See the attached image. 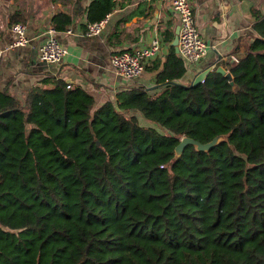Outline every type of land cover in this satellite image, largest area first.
<instances>
[{
    "label": "trees",
    "instance_id": "1",
    "mask_svg": "<svg viewBox=\"0 0 264 264\" xmlns=\"http://www.w3.org/2000/svg\"><path fill=\"white\" fill-rule=\"evenodd\" d=\"M115 4L90 0L86 22ZM252 12L255 35L227 62L230 78L218 61L179 81L186 66L170 45L155 86L95 106L60 75L22 99L0 88V264H264V12ZM71 22L51 16L55 30ZM220 133L174 157L181 136Z\"/></svg>",
    "mask_w": 264,
    "mask_h": 264
},
{
    "label": "crops",
    "instance_id": "2",
    "mask_svg": "<svg viewBox=\"0 0 264 264\" xmlns=\"http://www.w3.org/2000/svg\"><path fill=\"white\" fill-rule=\"evenodd\" d=\"M90 0H0V88L7 86L15 96L40 83L47 74L60 75L70 83L84 87L94 97V106L103 100L115 99L116 91L132 84L152 87L157 83L152 65L163 61L178 23L168 0H116L108 12L102 30L93 35L84 32L85 8ZM194 18L201 36L209 43L206 52L196 62L185 65L179 81L189 83L196 72L208 64L227 62L249 50L255 31L252 9L264 12V0H190ZM62 9L72 17L66 28L54 30L67 52L59 62H46L39 58L41 43L49 35L51 16ZM17 12L26 24L27 43L8 47L13 37L9 15ZM67 29H70L67 31ZM153 36L160 40L158 52L145 61L142 72L133 77L117 74L112 69L110 55L122 48H135L149 43ZM173 37V36H172ZM135 113L138 120V110ZM143 123L150 124L149 120Z\"/></svg>",
    "mask_w": 264,
    "mask_h": 264
},
{
    "label": "built area",
    "instance_id": "3",
    "mask_svg": "<svg viewBox=\"0 0 264 264\" xmlns=\"http://www.w3.org/2000/svg\"><path fill=\"white\" fill-rule=\"evenodd\" d=\"M168 2L178 18V53L185 65H190L199 60L211 44L201 36L198 30L190 0H168ZM107 18L108 12L97 20L87 21L84 32L88 35L99 33L105 26ZM9 28L13 37L8 43V47L27 43L29 37L24 21H13L10 23ZM54 30L52 27L49 29V35L39 46L38 56L46 62H59L67 52L65 45L54 34ZM69 30L67 29V31ZM159 46V38L153 36L149 43L144 46L119 49L110 55V65L114 72L119 75L125 77L136 76L144 69L145 61L158 52Z\"/></svg>",
    "mask_w": 264,
    "mask_h": 264
},
{
    "label": "water",
    "instance_id": "4",
    "mask_svg": "<svg viewBox=\"0 0 264 264\" xmlns=\"http://www.w3.org/2000/svg\"><path fill=\"white\" fill-rule=\"evenodd\" d=\"M178 28H179V24L177 23L175 25V28H174L173 37L170 41L171 45H173L174 50L176 52H178ZM245 53L246 52H244L242 55H244ZM213 66H214V64H208V65L204 66L202 69H200L198 72H196V74L194 75V77L191 79V81L188 84H195V83L199 82L200 80H202L203 77L206 75V73ZM215 69L220 71V72H223L227 77H229V78L231 77L230 71L228 69H226L224 66H222L221 64L216 65ZM223 138H225V135L223 133L216 134L207 141H200V140H197L193 137L183 135L180 137L179 141L174 146V157H176L181 152L183 146L187 143H192L194 145V147L197 149H207L211 145L217 143L220 139H223Z\"/></svg>",
    "mask_w": 264,
    "mask_h": 264
},
{
    "label": "rangeland",
    "instance_id": "5",
    "mask_svg": "<svg viewBox=\"0 0 264 264\" xmlns=\"http://www.w3.org/2000/svg\"><path fill=\"white\" fill-rule=\"evenodd\" d=\"M16 20H20V19H15V21ZM12 21H10V23H11ZM138 116H139V122H141V123H143V120H148V119H146L145 117H143V115L140 113V112H138ZM153 124H155L156 126H158V128H160L159 127V125L157 124V123H155V122H153ZM161 129V128H160Z\"/></svg>",
    "mask_w": 264,
    "mask_h": 264
}]
</instances>
